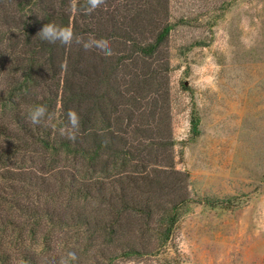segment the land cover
<instances>
[{
  "label": "trees",
  "instance_id": "trees-1",
  "mask_svg": "<svg viewBox=\"0 0 264 264\" xmlns=\"http://www.w3.org/2000/svg\"><path fill=\"white\" fill-rule=\"evenodd\" d=\"M170 4L106 0L86 14L85 0L78 12L71 0H0V178L26 197L6 200L0 184V204H15L31 234L16 264H183L174 239L189 175L171 131ZM53 22L107 39L113 55L42 41ZM41 104L53 119L33 125ZM69 109L75 141L59 131Z\"/></svg>",
  "mask_w": 264,
  "mask_h": 264
},
{
  "label": "rangeland",
  "instance_id": "rangeland-1",
  "mask_svg": "<svg viewBox=\"0 0 264 264\" xmlns=\"http://www.w3.org/2000/svg\"><path fill=\"white\" fill-rule=\"evenodd\" d=\"M170 14L171 131L190 197L174 250L183 264H264V0H171ZM11 183L0 178L5 199L26 201ZM27 218L0 204V264L30 241Z\"/></svg>",
  "mask_w": 264,
  "mask_h": 264
},
{
  "label": "clouds",
  "instance_id": "clouds-1",
  "mask_svg": "<svg viewBox=\"0 0 264 264\" xmlns=\"http://www.w3.org/2000/svg\"><path fill=\"white\" fill-rule=\"evenodd\" d=\"M105 4L106 0H85L83 11L86 14H91ZM70 8L73 12L80 11V9L77 7V0H71ZM37 36L42 41H46L49 44L58 43L63 46H70L75 43L80 45L85 51L96 49L106 57L113 55L110 42L107 39H96L90 34L89 38L85 40L82 36L77 35L71 26L63 27L55 24L54 22L46 23L37 33ZM65 115L66 123H63V126L59 129L60 134L65 136L70 141H75L80 132L81 118L79 114L72 109H69ZM45 119L48 121L53 119V114L49 112L46 105L41 104L30 107L28 112V120L31 122V124L39 125L42 121H45ZM68 258L71 260L77 259L74 252H69ZM61 264H68V261L62 260Z\"/></svg>",
  "mask_w": 264,
  "mask_h": 264
}]
</instances>
